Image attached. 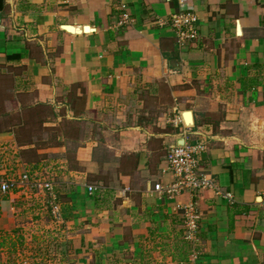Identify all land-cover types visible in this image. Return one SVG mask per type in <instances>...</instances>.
<instances>
[{"label":"crops","instance_id":"1","mask_svg":"<svg viewBox=\"0 0 264 264\" xmlns=\"http://www.w3.org/2000/svg\"><path fill=\"white\" fill-rule=\"evenodd\" d=\"M186 14L197 37L179 45ZM200 138L217 191H154L174 181L167 149ZM37 168L57 173L63 223L14 191L0 234L50 218L56 264H264V0H0V176Z\"/></svg>","mask_w":264,"mask_h":264},{"label":"built area","instance_id":"2","mask_svg":"<svg viewBox=\"0 0 264 264\" xmlns=\"http://www.w3.org/2000/svg\"><path fill=\"white\" fill-rule=\"evenodd\" d=\"M126 18V15H122V19L125 20ZM171 19L173 32L179 45H185L197 37L194 29L196 22L194 17L189 14L174 15ZM159 22L161 25L164 24L162 21ZM206 150L207 141L204 138L197 139L194 143L169 147L164 160L174 177V181L166 187L156 184L154 191L170 198L180 193L193 194L209 189L217 191L214 182L206 175L200 173V157ZM56 178L57 173L54 170L45 168L24 170L17 176L2 175L0 176V194L6 195L22 190L42 194L52 221L55 224H62L59 201L55 192ZM87 190L91 193L95 188L88 187ZM179 210L183 239L187 242H193L196 240L198 232L199 216L192 204L181 207Z\"/></svg>","mask_w":264,"mask_h":264},{"label":"rangeland","instance_id":"3","mask_svg":"<svg viewBox=\"0 0 264 264\" xmlns=\"http://www.w3.org/2000/svg\"><path fill=\"white\" fill-rule=\"evenodd\" d=\"M61 115H64L63 112ZM52 117L53 112L40 110L39 114L33 118L34 122H37V120ZM35 131L36 134H40L37 136L41 137L42 132H39V127L35 128ZM51 135L47 134L46 139L49 140ZM44 205L47 207L45 203ZM32 214L25 212L22 216H18V232L0 234V264L58 263L61 249L58 232L55 229L51 230L53 227L50 218H36Z\"/></svg>","mask_w":264,"mask_h":264},{"label":"water","instance_id":"4","mask_svg":"<svg viewBox=\"0 0 264 264\" xmlns=\"http://www.w3.org/2000/svg\"><path fill=\"white\" fill-rule=\"evenodd\" d=\"M65 28H66V30H68V31L71 30V29H75V28H72V27H69V26H68V27H65ZM69 32H70V31H69ZM184 115H185V118H186V116H189V117H190V113H189V112H186ZM187 118H188V117H187Z\"/></svg>","mask_w":264,"mask_h":264},{"label":"bare ground","instance_id":"5","mask_svg":"<svg viewBox=\"0 0 264 264\" xmlns=\"http://www.w3.org/2000/svg\"><path fill=\"white\" fill-rule=\"evenodd\" d=\"M187 117V116H186ZM186 119V122L188 121V119L187 118H185Z\"/></svg>","mask_w":264,"mask_h":264}]
</instances>
